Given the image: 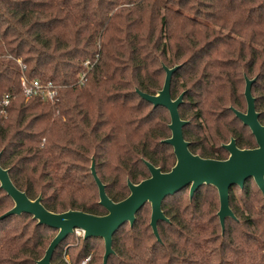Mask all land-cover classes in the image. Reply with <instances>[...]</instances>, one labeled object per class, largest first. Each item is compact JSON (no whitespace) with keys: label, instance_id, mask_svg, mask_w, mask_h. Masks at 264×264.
<instances>
[{"label":"trees","instance_id":"16d2710c","mask_svg":"<svg viewBox=\"0 0 264 264\" xmlns=\"http://www.w3.org/2000/svg\"><path fill=\"white\" fill-rule=\"evenodd\" d=\"M256 3L0 0L1 167L16 188L31 200L41 197L52 213L107 215L92 158L116 203L129 197L128 182L150 178L148 163L163 173L176 165L165 143L171 137L169 111L137 92L157 95L164 68L175 66L181 68L173 75L171 96L185 93L179 113L190 122L184 136L191 152L225 159L220 144L231 137L241 149L255 148L233 109H245V75L251 79L260 66L253 92L264 125V4ZM172 5L200 6L201 19ZM23 79L52 84L55 101L28 100ZM186 190L163 203L169 221L158 224L161 242L146 204L133 227L125 224L115 233L107 264H264V195L253 180L231 191L236 219L226 220L224 233L218 191L203 186L191 198ZM13 207L0 187V216ZM57 234L28 214L0 220V264H37ZM73 235L58 247L52 264H68L67 257L72 264L89 257V264H103L104 240L82 239L71 253L65 245Z\"/></svg>","mask_w":264,"mask_h":264},{"label":"water","instance_id":"95a60500","mask_svg":"<svg viewBox=\"0 0 264 264\" xmlns=\"http://www.w3.org/2000/svg\"><path fill=\"white\" fill-rule=\"evenodd\" d=\"M180 68L181 66H175L171 69L164 68L166 71L165 83L157 95L145 94L137 89L142 99L154 107H164L169 111L171 118L169 129L172 132V137L165 143L175 149L176 166L171 172L163 173L159 168L148 163L150 178L137 185L128 182L129 197L116 203L109 198L106 186L97 175L95 159L92 158L91 172L99 188L100 205L105 208L107 215L95 216L79 211H68L62 214L52 213L43 206L41 197L31 200L25 192L16 188L10 178L9 171L0 165V187L14 202L13 209L0 216V220L9 216L28 214L37 221L38 225L58 231L45 256L37 264H52V258L58 247L76 230L83 231V240L93 238L104 240L103 264H107L110 256L114 254L113 238L115 233L125 224L133 227L138 212L146 204L151 205L150 225L154 235L161 242L158 224L169 221L163 212V203L167 198L187 188H190L191 198L203 186H212L217 189L220 199V209L217 215L223 233L225 232L226 220L229 218L236 219L230 207V194L233 188L244 189L246 183L253 180L264 195V126L259 122L255 99L252 95V85L256 80L246 78L247 114L238 111L235 113L251 129L257 140L258 148L241 150L233 140L229 146H226L230 152V158L227 161L205 160L190 152V144L184 138L183 129L188 122L181 119L179 109L184 102L185 93H182L176 100L171 96L173 75Z\"/></svg>","mask_w":264,"mask_h":264},{"label":"built area","instance_id":"2783aa9c","mask_svg":"<svg viewBox=\"0 0 264 264\" xmlns=\"http://www.w3.org/2000/svg\"><path fill=\"white\" fill-rule=\"evenodd\" d=\"M22 89L28 100L34 97H40L44 101H55L57 97V92L52 84L44 85L39 81L29 82L28 80L23 79ZM8 105L9 99L6 98L4 101V106ZM75 234L79 235L80 237H83V231L81 230H76ZM66 261L68 264H71L67 258ZM90 261L91 257L87 258L82 264H89Z\"/></svg>","mask_w":264,"mask_h":264},{"label":"flooded vegetation","instance_id":"af4514ba","mask_svg":"<svg viewBox=\"0 0 264 264\" xmlns=\"http://www.w3.org/2000/svg\"><path fill=\"white\" fill-rule=\"evenodd\" d=\"M258 67V66H257ZM258 68H260V66L258 67ZM246 78H248L246 75H245V86H244V92H243V95H244V100H245V111H238V110H234L233 109V111H234V114H235V117L242 123V126L243 127H245V128H248L249 130H250V132H251V134H252V136L254 137V139H255V148H252V149H241L239 146H238V143H237V140H236V138H234V137H231L226 143H221L220 144V147H221V149L222 150H224V154H223V156H225V159H221V160H219V159H206V158H202L200 155H196V154H193L192 152H191V150H190V147H191V143L190 142H188L187 140H186V138H185V136H184V138H185V140H186V142H188L189 144H190V146H189V150H190V152L194 155V156H199V157H201L202 159H205V160H214V161H227L229 158H230V152L227 150V148H226V146H229L230 144H231V142L234 140L235 141V143H236V146L239 148V149H241V150H254V149H257L258 148V144H257V140H256V138H255V136L253 135V133H252V131H251V129L249 128V127H247L237 116H236V113H235V111H238V112H240V113H243V114H247V112H248V102H247V98H246V95H245V93H246ZM249 80H256V82H257V76L256 77H254V78H248ZM255 82V83H256ZM254 83V84H255ZM254 84L252 85V95H253V98L255 99V107H256V112H257V114L259 115V122H260V124L262 125V126H264L263 124H262V122H261V113L259 112V110H258V108H257V98L255 97V95H254V92H253V87H254ZM176 100V99H175ZM232 109V108H231ZM182 119V118H181ZM183 120V119H182ZM170 121H171V118H170ZM184 121V120H183ZM186 122H188V121H186ZM190 122H188V124H189ZM170 124H171V122H170ZM169 124V125H170ZM187 124V125H188ZM185 128V127H184ZM171 131V130H170ZM183 134H184V129H183ZM171 137H172V132H171ZM170 137V138H171ZM171 146V145H170ZM172 147V146H171ZM215 147V143H212V144H210V148H214ZM173 148V147H172ZM173 151L175 152V149L173 148ZM174 155H175V153H174ZM175 157H176V155H175ZM176 160H177V158H176ZM177 163V162H176ZM176 166V165H175ZM235 188H239V187H235ZM235 188H233L232 190H234ZM216 189V188H215ZM188 190H190V188H188ZM217 190V189H216ZM231 190V191H232Z\"/></svg>","mask_w":264,"mask_h":264},{"label":"rangeland","instance_id":"374dc122","mask_svg":"<svg viewBox=\"0 0 264 264\" xmlns=\"http://www.w3.org/2000/svg\"><path fill=\"white\" fill-rule=\"evenodd\" d=\"M260 3L263 5V4H264V0H257L256 5H258V4H260ZM262 5H261V6H262ZM171 8H173L174 10H176V11H178V12H181V13L185 12V14L191 16V17L194 18V19H197V20H200V19H201V17L198 15V13L202 10V7L200 8V6H198V7L195 8V9H192V7H191L190 9H187V10L181 9L180 7H178V6H174V5H172ZM255 10H258V9L256 8ZM182 11H183V12H182ZM258 71H259V68L257 67L255 73L252 74L251 77H252V78L256 77ZM242 90H243V87H242ZM242 90H241V91H242ZM242 111H245V109L242 110ZM170 122H171V121H169V124H170ZM248 138H249V134H248ZM211 187H212V186H211ZM213 188H214V187H213ZM214 191L217 192V190H216L215 188H214ZM233 192H234L238 197H240V196L242 195L240 189H236V190H234ZM217 193H218V192H217ZM188 194H189V190L184 191V195L187 196ZM217 195H218V194H217ZM218 206H219V197H218ZM150 208H151V205H150ZM82 239H83V237H80L79 235H77V234L74 233V235L72 236V239L69 240L68 243L65 245V247H66V248H65V251H66L68 248H71V250H73V251H71V253L76 252V250H78L79 247L81 246V241H82ZM67 259L70 261V258H69V257H67ZM70 263H71V262H70ZM71 264H72V263H71Z\"/></svg>","mask_w":264,"mask_h":264}]
</instances>
